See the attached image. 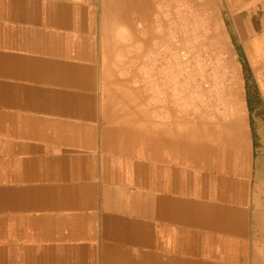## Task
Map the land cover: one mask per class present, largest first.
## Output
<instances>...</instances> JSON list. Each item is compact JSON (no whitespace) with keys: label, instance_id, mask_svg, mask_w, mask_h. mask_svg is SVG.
<instances>
[{"label":"crops","instance_id":"obj_1","mask_svg":"<svg viewBox=\"0 0 264 264\" xmlns=\"http://www.w3.org/2000/svg\"><path fill=\"white\" fill-rule=\"evenodd\" d=\"M169 6L190 117L163 0H0V264H264V0Z\"/></svg>","mask_w":264,"mask_h":264},{"label":"rangeland","instance_id":"obj_2","mask_svg":"<svg viewBox=\"0 0 264 264\" xmlns=\"http://www.w3.org/2000/svg\"><path fill=\"white\" fill-rule=\"evenodd\" d=\"M172 0H163V22H164V44H163V68L162 72L163 85H164V111H170V107H173L174 102L177 103V110L180 117L183 118L186 114L190 117V72H202L203 70L210 72V69L219 68V63L216 57L203 60H190V9H183L182 11L170 10V2ZM188 0H179V5L187 3ZM189 8V7H188ZM177 10V9H176ZM175 29L178 31L179 36V62H178V74L172 76L170 72V38L171 31ZM174 32V34H175ZM176 35V34H175ZM228 68L233 71L232 66L228 63ZM174 74V73H173ZM178 81V87L175 90V82ZM182 142V143H181ZM184 141L178 142V149L186 148ZM181 143V144H180ZM189 145L190 142L188 141ZM181 150V149H180ZM186 157H180V161L185 162Z\"/></svg>","mask_w":264,"mask_h":264},{"label":"trees","instance_id":"obj_3","mask_svg":"<svg viewBox=\"0 0 264 264\" xmlns=\"http://www.w3.org/2000/svg\"><path fill=\"white\" fill-rule=\"evenodd\" d=\"M249 77V73L248 72H246V78H248Z\"/></svg>","mask_w":264,"mask_h":264},{"label":"bare ground","instance_id":"obj_4","mask_svg":"<svg viewBox=\"0 0 264 264\" xmlns=\"http://www.w3.org/2000/svg\"><path fill=\"white\" fill-rule=\"evenodd\" d=\"M189 142H190V141H189ZM181 143H182V142H181ZM181 143H180V144H181ZM183 144H184V142H183ZM180 149H181V147H180Z\"/></svg>","mask_w":264,"mask_h":264}]
</instances>
